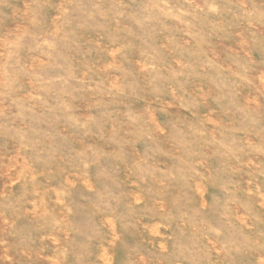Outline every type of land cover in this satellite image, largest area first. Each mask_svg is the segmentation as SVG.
<instances>
[{
  "label": "rangeland",
  "instance_id": "obj_1",
  "mask_svg": "<svg viewBox=\"0 0 264 264\" xmlns=\"http://www.w3.org/2000/svg\"><path fill=\"white\" fill-rule=\"evenodd\" d=\"M0 264H264V0H0Z\"/></svg>",
  "mask_w": 264,
  "mask_h": 264
}]
</instances>
